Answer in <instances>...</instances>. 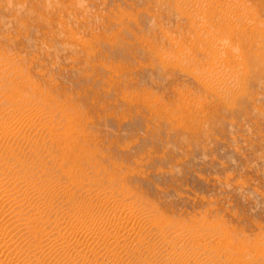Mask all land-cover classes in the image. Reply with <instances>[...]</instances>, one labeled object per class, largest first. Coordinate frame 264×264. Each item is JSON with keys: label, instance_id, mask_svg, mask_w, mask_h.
Returning <instances> with one entry per match:
<instances>
[{"label": "rangeland", "instance_id": "1", "mask_svg": "<svg viewBox=\"0 0 264 264\" xmlns=\"http://www.w3.org/2000/svg\"><path fill=\"white\" fill-rule=\"evenodd\" d=\"M14 181L62 216L6 213L1 246L76 213L110 233L54 254L33 240L31 264H264V0H0V186Z\"/></svg>", "mask_w": 264, "mask_h": 264}, {"label": "bare ground", "instance_id": "2", "mask_svg": "<svg viewBox=\"0 0 264 264\" xmlns=\"http://www.w3.org/2000/svg\"><path fill=\"white\" fill-rule=\"evenodd\" d=\"M11 116V115H10ZM19 164V163H18ZM15 165H16V163H15ZM13 167V166H12ZM18 167H21V166H15V168H18ZM13 169V168H12ZM22 169V168H21ZM21 170H19V172H20ZM15 172H17V171H15ZM58 172V171H57ZM15 174H17V173H15ZM20 174H22L24 177H27L26 175H24L23 173H20ZM18 175V174H17ZM15 176V175H14ZM20 176V175H19ZM53 176V175H52ZM16 177H18V176H16ZM35 177V176H34ZM57 177V176H56ZM15 178V177H14ZM29 178V177H28ZM17 179H19V177L17 178ZM22 179V178H21ZM23 179H25L24 181H27L26 180V178H23ZM30 179V178H29ZM35 179V178H34ZM34 179H32V182H30L31 180H29V183H26V185H27V187H28V192L30 193V189H31V191L32 190H34L35 192H36V187H38V185L35 183V181L33 182V180ZM4 180V179H3ZM16 180V179H15ZM18 181V180H17ZM13 182L11 185L12 186H10L9 188H3L4 186H0L1 188H2V190H0L1 191V194H0V220H1V218H2V216H4V214H8V219L6 220V223L8 222V220L11 222V224L13 225V224H15V225H18V227L19 226H21L22 227V225H26V224H28L27 226H29V223H31V222H28V219H32L33 221H35V219L33 218V215L34 214H41V213H44V212H46V213H48L49 211H51V217H49V218H52L53 217V220H52V223H57V221L58 220H60V218H61V216H62V208L60 209V210H58V208H57V203H55V205H53L54 203H52L51 201H52V199H51V201L50 202H43V203H32V202H29L30 200H28V198L26 199L28 202L26 203L25 201H23L24 202V205H23V207H19L20 205H22L21 204V202H22V200L26 197V194H25V197L24 198H22V196H23V192L25 193V192H27L26 191V189H25V184L23 183V182ZM19 181H20V179H19ZM2 182V181H1ZM41 182V181H40ZM56 182V181H55ZM39 183V182H38ZM42 185H43V183H42ZM41 185V186H42ZM45 186V185H44ZM5 187H6V185H5ZM39 189H42V188H39ZM25 190V191H24ZM78 190V189H77ZM34 191H32V192H34ZM38 191V190H37ZM38 193H39V191H38ZM38 193H37V195H38ZM34 194V193H33ZM32 194V195H33ZM31 195V194H30ZM31 195V196H32ZM28 196V195H27ZM100 197V196H99ZM55 200V199H54ZM99 200V199H98ZM32 201V200H31ZM35 201V200H34ZM37 201V200H36ZM49 201V200H48ZM102 201V200H101ZM22 202V203H23ZM55 202V201H54ZM101 203V202H100ZM102 203H103V201H102ZM59 204V203H58ZM61 205V204H60ZM16 206H17V208L19 207V209L18 210H12V211H18V212H16V213H14V214H12V212L10 211V209H12V208H16ZM56 206V207H55ZM95 206V205H94ZM7 207V208H6ZM60 207V206H59ZM62 207V206H61ZM98 207V206H97ZM96 207V208H97ZM4 208V209H3ZM90 209H92V208H90ZM95 209V208H94ZM8 210H9V212H8ZM93 210V209H92ZM92 210H89V211H92ZM88 211V210H87ZM95 212H97V211H95ZM50 213V212H49ZM91 214L89 215L87 212H86V214L85 215H89L88 217H83V216H85L84 214H82V216H78L77 215V213L75 214V215H73V216H70V217H68V219H66V222H67V224L69 225V227L67 226V228H69V231L68 230H66L65 228V232H63V230H60V225L58 226V227H60L59 228V230L58 231H54L53 232V230H51V232H50V234H47V236H45L44 234H43V232L45 231V232H48V231H50V229H51V227H50V229H48V231H46V230H42L39 226L41 225V224H43V223H41V222H39V224L40 225H38V228L39 229H41L43 232H42V234L39 232V233H37L34 237H32V236H30V237H27L26 236V234H25V236L27 237V247H19V246H17V244L15 245V243L13 244V243H9V241H10V238H9V241L8 242H4L2 245L3 246H1L2 248H0V251L1 252H3V253H5V254H2V255H8L7 257H5V258H7L8 259V257L9 256H11V254H15L17 257H21V262L23 263V264H31L32 262H34L35 261V259H36V261L37 262H42L41 261V257H42V253H37L36 251H34V249L33 248H31V247H33L32 246V244H30V242L31 241H39L40 243H43L42 245H43V248H45V251L46 252H48V253H51V252H53V254L56 252L55 251V249L57 250V249H59V248H63V246L64 245H69V244H71V243H73V245H74V247H77L78 248V246L81 248V246H80V244L78 245V242H76V241H72V238H73V236L71 235V233H77V231L79 230V229H83V230H85V232H86V230H89V231H91V233H94V235H95V237H96V235L97 236H99V237H101L102 239L104 238V239H106L107 238V233H109V232H106L105 230L104 231H102L101 229H102V227L100 228V229H98V228H95V225H96V215H94L92 212H90ZM69 215V214H68ZM70 215H72V214H70ZM6 216V215H5ZM42 216V215H41ZM43 216H46V215H43ZM47 216H49L48 214H47ZM98 216V215H97ZM101 216V215H100ZM34 217H36V216H34ZM6 218H7V216H6ZM45 218V217H44ZM48 218V219H49ZM67 218V217H66ZM114 218H116L115 216H114ZM3 220L5 219V217H3L2 218ZM41 219V218H40ZM46 219L47 218H45L44 220V224L46 223ZM48 219H47V222H48ZM101 219V218H100ZM42 220V219H41ZM49 220H51V219H49ZM2 221V220H1ZM40 221V220H39ZM61 221H63V220H61ZM102 221V220H101ZM28 222V223H27ZM64 222V221H63ZM3 223H5L4 221H3ZM2 223V224H3ZM50 223V222H49ZM61 223V222H60ZM59 223V224H60ZM100 223V222H99ZM115 223V222H114ZM124 223V222H123ZM8 224H9V222H8ZM35 224V223H34ZM98 224V223H97ZM106 224V223H105ZM117 226H119L117 223H115ZM31 225V224H30ZM48 225V224H47ZM50 225V224H49ZM53 225V224H52ZM51 225V226H52ZM57 225H58V223H57ZM57 225H56V229H58L57 228ZM103 225V224H102ZM115 225V226H116ZM7 226V225H6ZM35 226V225H34ZM42 226V225H41ZM46 226V225H45ZM110 226V225H109ZM113 226V225H112ZM3 227V226H2ZM8 227H11V226H8ZM30 227V226H29ZM32 228H33V226H31ZM48 226L45 228V229H47V228H49ZM97 227H100V226H98L97 225ZM114 227V226H113ZM5 228V227H4ZM17 228V227H16ZM43 228V227H42ZM20 229V228H19ZM25 229H26V227H25ZM30 229V228H29ZM34 229V228H33ZM33 229H31V230H33ZM96 229H98V230H96ZM103 229H106V228H103ZM1 230H3V229H1ZM22 230V229H21ZM24 230V229H23ZM22 230V231H23ZM31 230H29V231H31ZM36 230V229H35ZM38 230V229H37ZM37 230L35 231V232H37ZM19 231V230H18ZM21 231V232H22ZM25 231V230H24ZM28 231V232H29ZM15 232H17L16 230H15ZM44 232V233H45ZM79 232V231H78ZM84 231H82V233H83ZM5 233V232H4ZM10 233V232H9ZM11 233H13V232H11ZM19 233V232H18ZM17 233V234H18ZM82 233H78V236H79V234H82ZM88 233H90V232H88ZM113 233V232H112ZM2 234V233H1ZM23 234H24V232H23ZM84 234V233H83ZM87 233H85V235H86ZM110 234V233H109ZM21 235V234H20ZM19 235V236H20ZM84 235V236H85ZM93 235V234H92ZM116 235V234H115ZM17 236V235H16ZM86 236H88V235H86ZM113 235H111V237H112ZM93 237V236H92ZM114 237H116V236H114ZM3 238H5L4 236H3ZM18 239H20L19 237H17ZM78 238V237H77ZM77 238H75V240L77 239ZM90 238V237H89ZM121 238V237H120ZM119 238V239H120ZM165 238V237H164ZM13 239H14V237H13ZM31 239V240H30ZM74 239V238H73ZM96 239H98V238H96ZM103 239V241H102V243L105 241ZM110 240H111V238H109ZM117 239V238H116ZM6 240V239H5ZM8 240V239H7ZM17 240V239H16ZM24 240H25V238H24ZM72 242H71V241ZM87 240V239H86ZM85 240V241H86ZM93 240H94V238H93ZM118 240V239H117ZM3 241V240H2ZM81 241V240H80ZM84 241V242H85ZM95 241V240H94ZM108 242H111V241H109V240H107ZM114 242H113V244H117V243H115L116 242V240H113ZM118 241H120V240H118ZM14 242V241H13ZM17 242V241H16ZM23 242V241H22ZM21 242V243H22ZM82 242V241H81ZM88 242V241H87ZM25 243V242H24ZM23 243V244H24ZM36 243V242H35ZM83 243V242H82ZM81 243V245H84V244H82ZM99 243V242H98ZM106 243V242H105ZM22 244V245H23ZM101 244V243H100ZM20 245V244H19ZM24 245V246H25ZM33 245H34V243H33ZM89 245V244H88ZM104 245V244H103ZM21 246V245H20ZM70 246V245H69ZM102 246V245H101ZM106 246H108L107 244H106ZM38 247H40V246H38ZM67 246H64V248H66ZM91 247V246H90ZM109 247H111L110 245H109ZM147 247V246H146ZM42 248V246L40 247V249ZM63 248V249H64ZM69 248H71V247H69ZM79 248V249H80ZM85 248H87V246H85ZM96 248V247H95ZM117 248V247H116ZM72 249V248H71ZM74 249H76V248H73V250ZM92 249H94V248H92ZM101 249V248H100ZM104 249H106V248H104ZM103 249V250H104ZM36 250V249H35ZM85 250H88V249H85ZM90 250V249H89ZM109 250V249H108ZM115 250H117V249H115V248H113V251H115ZM144 250V249H143ZM182 250V249H181ZM41 251V250H40ZM43 251V250H42ZM55 251V252H54ZM66 251V250H65ZM79 251V250H78ZM93 251V250H92ZM99 251V250H98ZM183 251H184V249H183ZM0 252V253H1ZM44 252V251H43ZM60 252H61V250H60ZM63 252V251H62ZM74 252H75V250H74ZM77 252V251H76ZM112 252V248H111V251H110V253ZM182 252V251H181ZM22 253V254H21ZM48 253H46V255L48 254ZM73 253V252H72ZM83 253H85V252H82V255H83ZM89 253H91L90 251H89ZM95 253V252H94ZM117 253V252H116ZM184 253V252H183ZM19 254H21V255H19ZM44 254H45V252H44ZM52 254V255H53ZM112 254V253H111ZM171 254V253H170ZM1 255V254H0ZM51 255V256H52ZM77 255V254H76ZM79 255H81L80 253H79ZM122 255V254H121ZM43 256H45V255H43ZM50 256V255H49ZM113 256H115V255H113L112 254V257ZM118 256V255H117ZM182 256H184V255H182ZM12 257V256H11ZM14 257V256H13ZM63 257V256H62ZM77 257V256H76ZM110 257H111V255H110ZM15 258V257H14ZM44 258V257H43ZM69 258V257H68ZM71 258H74V257H72L71 256ZM122 258V257H121ZM1 259H3V258H1ZM16 259V258H15ZM14 259V260H15ZM38 259H40V261H38ZM55 259V258H54ZM60 259H61V257H60ZM63 259V258H62ZM77 259V258H76ZM76 259H73V260H76ZM113 259V258H112ZM118 259V258H117ZM117 259H115V260H117ZM69 260V259H68ZM71 261V262H73L74 263V261ZM114 260V259H113ZM114 260V261H115ZM149 260V259H148ZM17 261V260H16ZM1 262V261H0ZM9 262V261H8ZM36 262V263H37ZM57 262V261H56ZM111 262V261H110ZM116 262V261H115ZM155 262V261H154ZM7 263V262H6ZM17 263V262H16ZM65 263V262H64ZM76 263H78V260H77V262ZM75 263V264H76ZM18 264V263H17ZM35 264V263H34ZM59 264V263H58ZM82 264V263H81ZM178 264V263H177Z\"/></svg>", "mask_w": 264, "mask_h": 264}]
</instances>
